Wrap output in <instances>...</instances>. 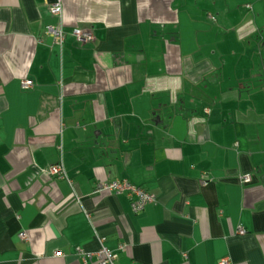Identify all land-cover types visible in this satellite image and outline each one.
<instances>
[{"label":"crops","instance_id":"0c3cea01","mask_svg":"<svg viewBox=\"0 0 264 264\" xmlns=\"http://www.w3.org/2000/svg\"><path fill=\"white\" fill-rule=\"evenodd\" d=\"M56 1L0 0V264H99L98 235L117 264H264V0ZM115 178L157 201L94 193Z\"/></svg>","mask_w":264,"mask_h":264},{"label":"built area","instance_id":"2783aa9c","mask_svg":"<svg viewBox=\"0 0 264 264\" xmlns=\"http://www.w3.org/2000/svg\"><path fill=\"white\" fill-rule=\"evenodd\" d=\"M248 8H251L250 4H247ZM49 11L52 15L62 16L63 7L62 1L57 0L54 4L50 5ZM211 18H214L213 15L210 14ZM44 33L50 36L55 43L62 46L66 32L61 25H52L48 24L45 26ZM72 35L80 42H88L94 41L95 35L90 29H82L76 27L72 31ZM21 87L24 89H29L34 87V82L29 78L21 79ZM209 110L207 109V112ZM46 172L51 175L61 179H66L70 185H74V181L71 177L68 176L64 165L61 161L54 163L47 167ZM239 180L241 183H249L252 180V175L249 172L242 173L239 175ZM201 182L203 184H207L209 182V177L206 171H203L201 176ZM94 193L103 194V193H114V194H124L130 200L131 207L134 212H139L145 209V207L157 201V195L148 189L137 185L131 182L127 178H115L109 181H100L97 183ZM88 215V214H87ZM89 216V215H88ZM238 233L243 234L246 232L244 227L238 228ZM19 236L23 240H27V233L22 231L19 233ZM99 248L95 252L86 251L84 249L78 248L76 251L78 254L82 256L85 262L91 261L93 256H96L99 264H117V260L119 258V252L124 251L126 248V244L122 243L119 245L117 250L110 249L105 245L106 237L98 235ZM62 251H57L56 255H63ZM184 256L187 257V254L184 253ZM219 264H233L232 260L229 256L222 257L219 260Z\"/></svg>","mask_w":264,"mask_h":264},{"label":"rangeland","instance_id":"374dc122","mask_svg":"<svg viewBox=\"0 0 264 264\" xmlns=\"http://www.w3.org/2000/svg\"><path fill=\"white\" fill-rule=\"evenodd\" d=\"M254 12H255V14H257L256 16H259V21H258V24H257V26H260V27H262V26H264V11L262 10L261 11V9H254Z\"/></svg>","mask_w":264,"mask_h":264}]
</instances>
